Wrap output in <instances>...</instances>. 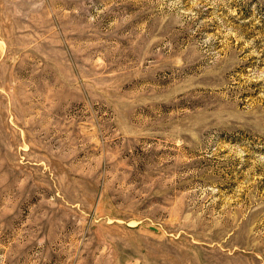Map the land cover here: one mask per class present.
Returning <instances> with one entry per match:
<instances>
[{"label": "rangeland", "instance_id": "obj_1", "mask_svg": "<svg viewBox=\"0 0 264 264\" xmlns=\"http://www.w3.org/2000/svg\"><path fill=\"white\" fill-rule=\"evenodd\" d=\"M0 264H264V0H0Z\"/></svg>", "mask_w": 264, "mask_h": 264}]
</instances>
